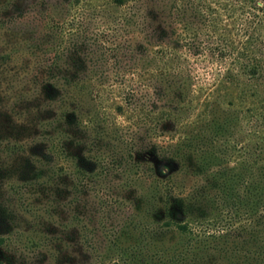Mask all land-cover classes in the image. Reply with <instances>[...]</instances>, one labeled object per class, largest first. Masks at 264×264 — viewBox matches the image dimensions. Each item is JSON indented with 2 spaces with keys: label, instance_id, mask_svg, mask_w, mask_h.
<instances>
[{
  "label": "trees",
  "instance_id": "1",
  "mask_svg": "<svg viewBox=\"0 0 264 264\" xmlns=\"http://www.w3.org/2000/svg\"><path fill=\"white\" fill-rule=\"evenodd\" d=\"M82 2L65 0V5L69 12H75ZM110 5L120 15L103 26L110 29L104 33L107 36L97 37L88 49L75 45L80 56L75 54L71 59L64 52L61 64H50L48 59L46 72L55 74L53 68L58 65L64 76L43 82L44 93L53 101L61 98L66 107L62 117L55 120L58 130L67 125L75 127L77 133L94 134V140H84L80 134L71 137L78 152L67 159L76 164L70 176V193L76 194L80 205L76 220L81 240L98 255L95 264H149L154 258L147 253L152 243L147 246L142 241L146 236L149 240L162 237L173 227L188 241L157 250L154 261L158 264H264V101L261 106L236 112L234 100H228L233 85L242 78L246 84L264 81V0H111ZM65 33L59 31L55 40L59 36L64 40ZM39 48L40 42L33 50ZM88 50L90 63L85 57ZM202 54L210 55L225 68L202 101L200 94L194 97L199 109L190 122L188 103L194 85L185 65L190 55ZM113 60L118 67L116 81L105 76L104 70L113 65ZM128 67L137 71L136 78H120L121 70L127 73ZM78 95L80 100L75 103ZM107 109L113 115L110 122L103 118ZM2 126L4 135L20 130L19 125L5 120ZM171 127L181 134L178 140L165 148L154 142V135L161 137ZM62 134L70 138L66 132ZM64 141L61 138L56 155H64ZM92 142L96 148L90 147ZM51 153L49 156L55 155V151ZM33 159L23 158L0 169V198L2 186L17 178L45 187L46 193L47 188L51 193L56 190L63 197L62 184L69 185L67 178L55 166L41 167L46 162ZM176 160H185L197 167L198 173L207 174L206 184L179 197L165 185L166 181H154L146 187L139 171H146L153 161L160 167H170ZM29 165L33 168L24 179V168ZM213 166L218 170L209 175ZM160 175L162 180L172 176L164 169ZM111 185L118 190L124 187V200L132 206V213L119 219L121 226L113 238L99 234V228L105 230L112 215L113 210L103 206L111 190L95 192L98 186ZM146 205L147 216L156 223L167 217L162 233L151 232L149 224L138 220V212ZM227 217L237 219V226L213 232L202 242L203 247L196 246L190 254L192 237L201 236L202 226H217ZM141 228L142 245L123 244L130 230ZM4 244L5 239L0 237V249ZM0 264H4L2 260Z\"/></svg>",
  "mask_w": 264,
  "mask_h": 264
},
{
  "label": "rangeland",
  "instance_id": "2",
  "mask_svg": "<svg viewBox=\"0 0 264 264\" xmlns=\"http://www.w3.org/2000/svg\"><path fill=\"white\" fill-rule=\"evenodd\" d=\"M110 2L111 0H84L77 11L69 12L65 0H0V138H2L0 139V169L11 166L23 158H34L33 161L38 158L40 162H46H42L41 167H46L48 164L55 166L59 170V174L63 173L69 183V185L62 184L63 197L61 198L56 190L51 193L47 188L46 193L45 187L26 183L18 178L2 186L0 200L3 211H0V237L5 239V244L0 249V260L4 264H95L98 260L97 253L81 240V227L76 220V210L78 211L77 208L80 205L76 202V194L70 193V181L73 179L70 176L75 170L76 164L75 161L67 159L78 152L77 146L70 142L71 137L75 139L77 134H80L84 140L89 138L94 140V134L77 133L75 127L67 125L66 127L61 126L62 129L59 126L60 131L58 130L55 120L57 117H62L66 107H63L61 98L53 101L44 93L43 82L48 79L52 80L53 77L64 76L59 72L58 65L53 68L55 74L49 75L46 72L44 66H49L46 62L48 59L50 64H53L52 61L61 64L63 59L61 55L64 52H68L71 59L76 57L75 54L80 56V53L76 52L75 45H85L88 49V45H93L97 37L107 36L104 33H109L110 29L103 26L106 27V24L112 21V17L116 16L117 18L120 15L119 11L116 12L113 7H110ZM83 3H88V6L85 7ZM59 31L60 34L66 32L65 38L60 40L61 36H59V40L56 41L55 37ZM39 42L41 43L40 50H33L35 45H39ZM106 44L108 45V43ZM107 45L108 48L110 45ZM33 53L36 55L32 56ZM89 54L88 50L87 56L85 55L87 63H90V59H92ZM81 56L84 57V54ZM215 61L208 54L188 57L185 65L187 70H185L193 76L194 85V92L188 103L193 115H189L191 116L190 122L196 118L194 112L199 109V101L194 97L200 94L198 97L202 101L207 89L212 88L211 85L215 83L218 75L225 68L222 63L217 64ZM112 63L113 65L109 69H104L105 76L116 81L118 67H116L115 60ZM129 65L134 67L132 62H129ZM92 66L93 64H91ZM134 72L137 71H133L129 67L127 73H124L122 69L120 78H136L137 73ZM195 91L199 92L195 93ZM232 91L228 100H234L236 112L261 106L260 104L264 101V81L247 82L246 84L242 78L240 83L233 85ZM254 92L258 93L257 97L253 96ZM79 100L80 96L78 95L75 103ZM221 103L222 107H225L226 103L223 99ZM106 114L103 118L110 122L113 119L110 109L106 110ZM4 120L8 124L19 125L20 130L15 134L8 132L7 135H4L2 126ZM118 120V122H122V119ZM5 127L9 131L11 130L9 125H5ZM172 129L171 127L170 131L161 137L154 135V142L165 148L173 141L178 140L181 134L175 133L176 129ZM64 132L70 138L63 135ZM61 138L65 139L62 143L64 155H61L60 150L58 151L60 155H56V148L61 143ZM82 146L86 148V144L83 142ZM92 146L96 148L93 142L90 147L92 148ZM54 151L55 155L49 156V152L54 154ZM17 154H20L19 157L22 158H19ZM32 168V165L25 167L26 171L22 178L25 179ZM62 168L64 171H61ZM145 168L146 171L142 170L139 173H141L140 177H145L146 187L152 185L154 181H166L165 185L172 188V193L176 197L186 196L197 186L206 184L207 174L198 173L197 167L186 163L185 160H176L170 167L166 165L160 167L157 162L153 161ZM161 169L171 174V179L162 180ZM217 170L218 167L213 166L208 174L213 175ZM122 176L123 180L127 179L126 175ZM103 189L111 190L109 201L103 206H108V209L113 211L106 229L99 228V234L102 236L103 233L113 238L121 226L119 219H122V215L126 213L131 214L132 206L124 200V187L118 190L115 185L98 186L95 192H101ZM106 200L105 202H107ZM57 205L58 210L56 209ZM114 206H116L115 210ZM148 208L146 205L145 209L143 208L144 211L138 212V220L140 223L149 224L151 232L157 230L158 233H162V224L167 217L163 216L156 223L153 217L147 216ZM141 216H143L142 219ZM238 223L237 219L227 217L222 224L217 226L201 225L203 228L201 236L195 234V237H192L193 248L190 254L193 253L196 246L203 247L204 243L202 242L211 237L209 235L213 232L230 229L237 226ZM142 231L143 228L130 230L127 237L126 235L123 237L122 242L126 246H139L142 243L147 245L151 242L152 245H149L147 253H150L154 258L149 264H158L154 261L157 250L180 244L187 238H181L178 230L173 227L170 231L165 230L162 237H153L152 239L156 242L146 239L148 237L146 236L140 243ZM187 241L186 239L185 242ZM145 263L138 262V264Z\"/></svg>",
  "mask_w": 264,
  "mask_h": 264
}]
</instances>
